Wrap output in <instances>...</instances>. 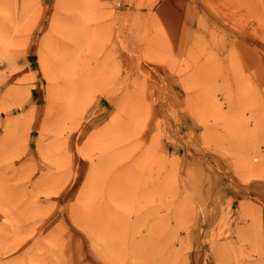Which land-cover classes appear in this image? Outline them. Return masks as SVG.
Returning <instances> with one entry per match:
<instances>
[{"label": "rangeland", "instance_id": "rangeland-1", "mask_svg": "<svg viewBox=\"0 0 264 264\" xmlns=\"http://www.w3.org/2000/svg\"><path fill=\"white\" fill-rule=\"evenodd\" d=\"M0 264H264V0H0Z\"/></svg>", "mask_w": 264, "mask_h": 264}]
</instances>
